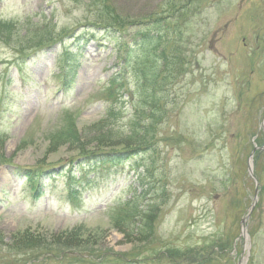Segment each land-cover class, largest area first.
<instances>
[{"label":"rangeland","instance_id":"374dc122","mask_svg":"<svg viewBox=\"0 0 264 264\" xmlns=\"http://www.w3.org/2000/svg\"><path fill=\"white\" fill-rule=\"evenodd\" d=\"M113 1L122 33L85 27L94 0H0V264H264V0H175L188 14L152 28L171 0ZM157 34L185 67L148 115L125 55ZM152 117L151 148L72 166Z\"/></svg>","mask_w":264,"mask_h":264},{"label":"trees","instance_id":"16d2710c","mask_svg":"<svg viewBox=\"0 0 264 264\" xmlns=\"http://www.w3.org/2000/svg\"><path fill=\"white\" fill-rule=\"evenodd\" d=\"M99 4H102V8L97 10V17L92 20L87 26V29H97V30H107L110 29L114 32H121L123 29L128 27V23L134 22L129 21L128 15H123L118 12L115 7V2L113 0H94ZM175 0L171 1H161L157 5L155 11L149 13L147 17L141 18L142 28H152L160 27L165 25L168 21H175L176 15L180 13V17H184L185 13L188 14L191 4L187 2L181 7L178 6ZM187 7V10H185ZM170 11L174 14L171 16ZM167 12L163 17V13ZM185 12V13H181ZM152 16H159L158 18L152 19ZM151 18V20H150ZM138 24V23H137ZM176 24V23H175ZM3 27V26H2ZM129 30V29H126ZM88 30H86L87 32ZM179 31V30H178ZM122 33V32H121ZM144 33H149L147 30ZM85 36L84 32L80 33ZM150 44V40H146V44H150L151 48L148 46L144 51L137 52L138 54H133L135 50L126 51L125 59L129 62H137L135 67L136 75L139 78V86L141 91L144 93V108H149V113L154 114L155 110L162 111L164 105L158 101V96L165 90V83L175 78V75L180 70H183L185 58L181 56L180 51L176 47L174 40L167 38L165 35L157 34ZM153 48V49H152ZM134 56V57H133ZM135 114L143 116L146 118L147 112L140 110H135ZM109 121L107 120L106 123ZM155 118H150V129L146 131L142 136L133 137L134 141H137L135 147L127 148L120 151H104L99 153H92L90 155L81 157L76 161H73L72 166H80L82 161H87L89 165H81L83 167H91L92 170H101L107 165V170L112 166H116L121 160H127L129 158L139 155L142 151L151 148L156 142V128H155ZM69 143H78L79 137L75 135L73 139H68ZM49 169V168H47ZM64 170V169H62ZM31 171V170H30ZM35 171V173L33 172ZM31 175L35 176L36 181L41 177L42 173L46 170L45 168L33 170ZM51 173V172H49ZM80 179V178H79Z\"/></svg>","mask_w":264,"mask_h":264},{"label":"water","instance_id":"95a60500","mask_svg":"<svg viewBox=\"0 0 264 264\" xmlns=\"http://www.w3.org/2000/svg\"><path fill=\"white\" fill-rule=\"evenodd\" d=\"M255 152V150L253 151V153ZM249 171H250V173L252 174V169H251V166H249ZM258 192V190H256V193ZM256 201H257V199H256V197H255V200H254V203H253V205H252V207H251V209H253L254 208V206H255V204H256Z\"/></svg>","mask_w":264,"mask_h":264}]
</instances>
